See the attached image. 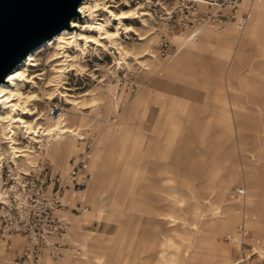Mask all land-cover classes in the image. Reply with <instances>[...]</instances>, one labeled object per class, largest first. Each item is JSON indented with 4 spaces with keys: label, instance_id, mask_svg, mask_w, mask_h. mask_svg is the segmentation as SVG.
<instances>
[{
    "label": "rangeland",
    "instance_id": "1",
    "mask_svg": "<svg viewBox=\"0 0 264 264\" xmlns=\"http://www.w3.org/2000/svg\"><path fill=\"white\" fill-rule=\"evenodd\" d=\"M183 1L187 0H97L101 4L100 7H110L109 9L114 13L130 10L134 15L124 22V25L134 28L133 33L119 32L122 47L127 55L110 48L107 41H101L99 42L101 47L91 43L82 53L73 50L74 48L68 50L65 54L68 55L67 59L71 57L76 59V62L69 63L70 66L57 67L58 62L51 60L61 51H58L56 44L43 48L47 43L35 52L34 59L38 67L28 69L29 79L34 76L35 79L25 84L16 79L20 92L24 96L33 97L27 108L33 115L21 116L24 121L31 123L40 118L37 123L44 127H50L62 121L63 119L59 121L48 119L46 113L50 104L53 103L64 107L67 110L64 117L72 115L76 122L80 116L85 119L97 117L96 119L103 125L106 120L111 122V124H106L105 129L113 128L119 131L126 123L131 131L145 132L140 141L136 140V137H128L129 148L123 155L121 149L125 141L122 136L106 140L101 144L102 164L100 168L94 166L92 169L91 160L96 153L99 140V132L93 128L94 120L86 126L79 127L80 131L87 129L93 134L85 135L84 140L77 141L75 137L73 141L75 150L68 156L66 165L62 168L55 167L53 158L45 156L48 144L46 138L41 139L43 143H35L25 139L23 130L14 129L17 133L15 141L19 144V151L22 152L16 155L26 157H23L22 164L18 159H13L14 154L8 149L10 144L6 146V140L3 141L1 137L0 147L6 153L1 155L0 161L10 159L13 162L16 161L19 166L21 165L20 167L28 161L38 162V166L40 163L46 165L48 173L57 175L65 174L70 159L74 158L73 155L77 152V154L82 153L80 143H84L87 166L84 174L89 177L86 184L97 179L95 191L99 199L93 202L94 205L89 204L90 183L80 195L84 208L79 201L80 193L77 191V198L74 199L72 205L74 208H66L57 212L69 224L70 245H76L84 252L83 260L77 264H100L96 261V257L102 258V264H142L144 260L153 256L152 243L156 241V237L160 238L154 221L169 222L168 226H170L172 225L170 220L174 219V224L186 229L195 224L200 227L205 221L217 217L214 213L215 208L221 210L232 204L237 217L233 229L231 232L220 233L216 236V243L229 250V263L233 261L234 252L230 245L223 241V238L234 233L242 221L246 219L250 234L260 236L259 229L254 234L251 226L257 224L259 222L257 220L264 219V19L258 35L247 39V45L243 49V52H250L254 55H242L235 69L229 74L211 75L207 63L196 61L194 70L187 68V71L175 70L156 76L146 75L147 71L144 70L143 65L146 60L151 59L147 53L149 49L156 50L160 35L168 32L171 41L174 34H180L184 30L190 31L189 26L186 25L188 26L186 27L183 23H193L198 17V15L191 14L193 9ZM250 2L251 0L248 4L241 3L239 13L251 7ZM253 3L250 14L255 12L264 0H254ZM183 6L189 9L184 8L182 15L180 8ZM163 7L171 11L173 15L172 20L167 24L168 27L169 25L172 27L167 31L166 22L162 20V14L166 12L162 9ZM197 10L213 12L214 8L210 9L201 5ZM96 14L97 16H85L84 22L104 20L106 30L114 33L117 24L102 11ZM179 18L183 19L180 23ZM74 22L81 23L75 19ZM142 24H146L147 27H142ZM224 27H213L216 30H211L219 33L236 31L234 28L222 31ZM74 29L72 31L74 39L78 40L80 33L85 31L77 27ZM152 32H154L153 35ZM86 35L98 40L96 33H86ZM145 37L144 41H139ZM80 45L84 49V43L81 42ZM171 45L173 48L171 55L165 58L156 57L151 59V63L161 68L173 66L171 59L175 45L172 42ZM223 48L232 53L237 49V43ZM134 49H139V52H135ZM120 62L123 64L118 65ZM251 68H253L252 73L249 72ZM57 70H61L62 73H55ZM115 72L116 77L113 76ZM130 82L137 85L133 92L129 89ZM105 84H110L111 87L114 85L116 92L126 97L122 105L114 99L111 88ZM141 93L144 94L143 101L147 105L146 111L144 112L142 107L127 111V108ZM92 95H95L94 97L101 95L104 105L98 102L95 108H90ZM5 106L6 104L0 105L1 115H4ZM246 108L251 111L245 110ZM166 115L169 117V133L165 136L162 132L164 138L160 140L157 138L158 142L153 143V149H151L147 142L149 136L154 134L153 128L156 124L158 130L167 128ZM217 116L222 123H213L206 131L199 127L197 131L201 133L200 137L199 132L191 128V125L205 121L212 123ZM226 123L230 136L225 132L227 128L223 126ZM185 129H188V132ZM134 141L135 145L141 146V151H130V146L134 144ZM44 143H47L45 147ZM38 146L44 151L38 149ZM91 150L89 163L87 157ZM230 150L231 152H228ZM221 154L223 155L220 157ZM226 162L228 163L226 171L229 167L234 168L240 175V181L228 185L220 184L221 177L225 174L222 164ZM2 167L3 179L9 169L16 172L13 163L4 162ZM90 173L92 179H90ZM1 182L3 183L4 180H0L2 191L4 186L1 187ZM6 188H9V184ZM51 188L50 186L48 189L51 190ZM236 188L245 191L242 199L236 200V197H232ZM126 192H130L133 196L130 200L131 205L124 208L115 207V211L111 212L110 198L118 200ZM69 195L68 191L63 192L64 199L70 198ZM149 196L157 197L152 201V206L155 202L157 203V212L147 207L151 204L146 200ZM75 203L78 204L74 206ZM99 211L101 213H98ZM252 217L255 219L252 220ZM10 238H22L23 242L15 247L10 239L9 248L3 244L5 253L0 255V264H14L15 255H18L25 245V238L22 236H11ZM93 242H97L96 248L91 247ZM174 242L180 246L173 245L165 258L159 260V264H171V262L177 264L185 244H182L177 237L174 238ZM83 243L89 245L88 249L82 246ZM195 248L201 251L208 250V246L204 244L195 245ZM45 258L48 259L43 264H75L76 262L73 261L70 253H66L60 257L64 259L44 257L35 264H41Z\"/></svg>",
    "mask_w": 264,
    "mask_h": 264
},
{
    "label": "built area",
    "instance_id": "2",
    "mask_svg": "<svg viewBox=\"0 0 264 264\" xmlns=\"http://www.w3.org/2000/svg\"><path fill=\"white\" fill-rule=\"evenodd\" d=\"M202 1L205 4H199L197 0L183 1L193 9L191 14L198 15L193 23H183L189 26L186 27L190 29L191 39L197 36L198 28L203 25L222 28L233 24L237 30H242L249 19L250 7L239 13V6L243 0ZM201 5L210 9L214 8V11L197 10ZM184 8L189 9L185 6L180 8L182 15ZM162 9L166 11L162 14V20L166 22L167 31L172 27L170 25L168 27L167 24L170 23L173 15L166 7ZM182 21L183 19L179 18L178 22ZM151 51L150 54H153V57L165 58L172 54L173 48L168 32L160 35L156 50L151 49ZM136 88L137 85L130 82V91L133 92ZM85 169V152L70 160V169L64 177L48 173L46 165L40 163L37 169L28 174L17 173L9 169L3 179V167H1L0 180H4L3 183L1 182V187L4 186V188L0 192V244L9 248L11 236L25 238V245L21 252L14 257V264H35L44 257L57 259L66 253H70L73 259L79 256V253L70 245L69 224L57 212L66 208H74L72 205L74 199L77 198V191L89 180V177L84 174ZM7 184H9L8 189ZM50 186L51 190L48 189ZM64 191L70 193V198L64 199ZM244 195L243 189H235L232 197L238 200ZM77 204L75 203L74 206ZM254 218L252 217V220ZM245 220L236 227L234 233L223 238V241L230 245L234 252L231 264H264V237L250 234L251 231L248 230Z\"/></svg>",
    "mask_w": 264,
    "mask_h": 264
},
{
    "label": "bare ground",
    "instance_id": "3",
    "mask_svg": "<svg viewBox=\"0 0 264 264\" xmlns=\"http://www.w3.org/2000/svg\"><path fill=\"white\" fill-rule=\"evenodd\" d=\"M197 1H199V4L200 3L205 4V3H203L202 0H197ZM244 2H245V0L242 1L243 4H244ZM100 5L101 4L98 3L97 0H83L78 7V12L81 15V18L75 19L81 23L76 24V22H74V20H72L68 29L62 30L60 33L55 35L53 38H51L50 40H48L44 44L38 46L35 50L31 51L29 53V55L22 62H20L17 66H15L14 69L8 74L6 81L0 84V105L6 104V106L4 107V109H5L4 115H1L2 113L0 114V140H1V137H3L2 138L3 141L8 140L7 143L5 141V145L8 143L10 144V148H8V149L11 150L10 152L12 154H14L13 159L14 160L18 159L19 163L23 164L22 160L26 157L21 156V155H16L18 153L19 154L22 153L21 151H19L20 150L19 144L15 141V135L17 133L15 132L14 129H16V128L23 130V134L25 135V139H29L30 141H34L35 143H43V141L41 139L46 138L48 144L47 143L43 144L44 147L47 144V147L45 149V156H49V157L53 158V160L55 161V167H60V168H62L63 166L66 165L68 156L71 153H73V151L75 150V146L73 144L75 137L78 141V140H84L85 135L93 134L92 132H89L87 129H84V131H80V128H79L80 126L81 127L86 126V125H88V123L91 120H94V123H93L94 127L93 128L99 132V140L98 141H100V139L102 138L103 135H104V137H106L108 135L107 132L110 133V131L113 129L112 128V129L103 130L102 128L104 127V125H103V123H101V121L96 119L97 117L85 119L83 116H80L79 119L77 120V122L75 120H73L74 116H72V115H70V116L68 115V116L64 117L67 114V110L64 107H62L58 104H53V103L50 104L46 115H47L48 119L51 121H59V120L63 119L62 121H60L56 124H52L50 127H44V126L39 125L37 122L40 118H37L34 122L32 121L31 123H29V121L28 122L24 121L21 118V116L27 117V116L33 115V113L29 109H27L29 102L33 100V97L28 96V95L24 96V94L21 93L20 90L18 89L17 82H16V79H18L20 82H23L25 84V83H31L30 80L35 79V76L32 77L31 79H29V75L27 74V72H28V69H34V68L38 67L36 60L34 59L35 52L40 47H42L43 45H45L47 43L48 44L43 46V48L56 44L58 51H61V53H57L53 57V59L51 60V61L58 62V64L56 65L57 67L70 66L69 63L76 62V59L71 58L70 56H69L70 58L67 59L68 55H65V54L67 53L68 50H71L72 48H74L73 50H76V51L82 53L84 50H86L87 45L91 44V43L93 45H96L97 47H101V44L99 43L101 41H107L110 44V48H112L114 50L115 49L119 50L120 51L119 53H123V55H127V52H125L124 48L122 47L119 32L123 31L125 33H133L134 28L132 26L124 25V22L131 19L130 17L133 14L131 13L130 10L127 12L114 13L109 9L110 7H104V6L100 7ZM99 11H102L103 13L108 15V18H111L112 19L111 21H113L114 23L117 24V26L115 27L114 33H110L106 30V28L103 24L104 20L102 21V20L97 19L92 23L84 22L86 20L85 16H89V15L90 16H97L96 13ZM141 26L147 27L146 24H142ZM76 27L81 28L83 31H85L83 33H80L78 40L74 39V36H73L74 34L72 33V31H74L75 30L74 28H76ZM204 28H210V30L211 29L216 30L215 28H213L209 25H203V26L198 28V33ZM230 28L236 29L235 26H225L222 31H227ZM244 28H245V26H244ZM243 29L241 31H243ZM236 31H239V30L236 29ZM86 33H89V34H95L96 33V35H98L97 36L98 40L93 39L91 36L86 35ZM198 33H197V36H198ZM151 34L153 35L154 32H152ZM196 37L194 39H191L190 38V32L187 30H184L180 34H174L171 38V42L175 45V51H174V55L172 57L174 58L176 56V54L181 49H183L185 46H188L189 43L195 42ZM154 38H155V36H154ZM145 39H146V37L140 39L139 41H144ZM81 42L84 43V49H82V47L80 45ZM155 42H156V38H155ZM140 49H142V48L140 47ZM138 50L134 49L135 52H139ZM150 53H152L151 49H149L147 55L149 58L155 59L156 57H153V54H150ZM173 58L171 59V61L174 64ZM151 59L146 60V63H144L145 65H143L145 67L144 70L147 71V73H145L146 75H150L149 71H151V67L153 65L151 63V61H152ZM122 64H123L122 62L118 63V65H122ZM120 69H123V68H120ZM127 70H129V72H132V70H130V69H127ZM55 73L60 74V73H62V71L57 70V72H55ZM113 76L116 77V72L113 73ZM105 85L108 88H111L110 90H111L112 96L115 97L114 99H117L119 105H122V101H123V99H126V97L123 96L121 93H117L114 85H113V87H111L110 84H105ZM11 86H13L14 88H12ZM94 96L95 95H92V98H90V100H92L90 108H95L96 103H98V102H101V104L104 105V102H103L104 99L101 97V95H99L97 97H94ZM75 104H78V103H75ZM109 104H110V102H109ZM30 105H32V104H30ZM51 110H52V112H51ZM92 110H94V109H92ZM115 115H116V113H115ZM116 117H117V115H116ZM107 121H108L107 124H111V122H109V120H107ZM96 138L98 139V136ZM114 138H115V136H114ZM83 144L84 143H80V150H83L82 152H85L83 149ZM6 146H8V145H6ZM39 146H40V144H39ZM39 146H38V149H41L44 151V149L39 148ZM3 150L0 147V157H1V155H4L6 153ZM92 150H91V152H89V155L87 157L89 159V161H88L89 163H90V159H91V155H92ZM77 153L74 154L73 156L76 157L78 155ZM101 158H102V154H99L96 158H95V155L93 156V159L91 160V169L94 166H96L97 168H100ZM4 162L13 163V165H15V169H16L17 173L21 172L24 174H28L29 170L31 172V170H35L38 167V162L37 163H31L28 161L24 165H22V167H20L21 165L19 166V164L16 161H15L16 162L15 163L9 159V161H7V160L0 161V169H1L2 164ZM86 168H87V166H86ZM69 169H70V161L68 163V169L65 172V174L60 175V176L61 177L66 176L68 174ZM88 171H89V167H88ZM89 175H90V179H92L91 173ZM94 183H96V180L91 183V186L89 187V191H91L92 187L94 186ZM89 184L88 183L85 184L79 190V193H80L79 194V201L82 203V208H84L83 207V199L80 197V195H81V192ZM236 189H239V188H236ZM84 211H87V210H84ZM252 230L254 231V234L257 232L256 228H253ZM10 239L12 240V244H13L19 238H15V239L10 238ZM20 239H22V238H20ZM71 245H72V248L79 253V256L76 259H74L73 261H76V262H74L75 264L80 263L84 258V252L80 247L73 245V244H71ZM1 253H5L3 244L1 245V248H0V255H1ZM64 258H67V257H64ZM64 258H59V259L61 260ZM46 259H48V258H45L41 262V264H43V262ZM95 259L97 262H99L98 258H95ZM188 260H189V256L183 257L182 261H177V264H184V262L187 263ZM172 264H175V262H173Z\"/></svg>",
    "mask_w": 264,
    "mask_h": 264
},
{
    "label": "crops",
    "instance_id": "4",
    "mask_svg": "<svg viewBox=\"0 0 264 264\" xmlns=\"http://www.w3.org/2000/svg\"><path fill=\"white\" fill-rule=\"evenodd\" d=\"M250 0H245L244 4H248ZM254 0L249 3L251 6V10L253 9V3ZM264 19V3H261L260 6L256 9L255 12L251 13L249 16V19L247 21V24L245 25V28L242 32H226V33H219L215 32L213 30H210V28H204L199 33L198 36L193 43H189L188 46H185L183 49H181L174 59V65L170 68H161L160 66L152 65L150 75L149 76H156L158 74H164L169 71H175V70H185L187 71V68L189 69H195V62L196 61H203L208 64V71L211 72V75H216L219 73H227L229 74L231 71H233L237 65V62L241 59L242 55H254L252 53L243 52L244 47L247 45V39L251 37H255L258 35V33L261 30V22ZM238 33V34H237ZM237 43V49L234 50V52L226 51L223 47ZM228 69V70H227ZM252 69L249 71L252 73ZM144 94L141 93L140 96L127 108V111L132 110L133 108L142 107L144 112L147 109V105L143 101ZM162 109V108H161ZM245 110L251 111V109L246 108ZM143 112V113H144ZM161 112V111H160ZM169 117L166 115V122H167V128L164 130H158L157 124L154 123V134L149 136L148 139V145L151 149H153L152 144L155 142H158L157 138L163 139L162 132L165 133V136L169 133ZM215 119V117L213 118ZM107 120L104 121V127L103 130L106 128ZM213 123H222V120L219 119V116H217L216 120H212L211 122H202L198 124L191 125V128L194 129L195 132L197 129L202 128L204 131L209 130ZM225 128V132L230 136L229 134V127L228 124L223 125ZM185 131L188 132V129ZM193 131V132H194ZM108 134V135H107ZM107 136L100 139V141L97 142L98 146L95 153V158L101 153H103V149L101 148V144H103L106 140L114 138L115 137H121L124 138L125 144L122 146L121 154L126 153V149L129 148L128 145V137L133 136L136 137V140L142 139L143 135H145L144 131H131L127 128L126 123L125 126L121 127L119 131H115L112 129L110 133L107 132ZM201 133L199 132V137ZM218 136L220 134H217ZM132 137V138H133ZM205 138V137H203ZM104 139V140H103ZM131 142V141H130ZM132 143L130 146V151H141V146L139 144L135 145ZM228 152H231L228 151ZM223 154L220 155V157ZM123 158V156H122ZM102 160V158H101ZM125 160V159H124ZM123 160V161H124ZM127 161V160H126ZM102 164V162H101ZM124 164V163H121ZM228 163H223V169L225 171V174L221 177L220 184L228 185L232 182H238L240 181V175L235 171L234 168L229 167L226 171V166ZM101 166V165H100ZM123 166V165H122ZM97 182V179H96ZM157 182V181H155ZM176 191V189H172ZM178 194V192H176ZM99 196L96 194L95 191V183L94 186L91 189V192L89 194V204H93L95 200H98ZM133 199V196L130 192H126L121 195L118 200L116 198H110L111 204H109V207L111 206V212L115 211V207H128V205H131L130 200ZM153 199V200H150ZM157 199V197L149 196V198H146V200L149 201L147 207L149 209H152V211L157 212V203L155 202L152 206V201ZM173 207H175V204H172ZM142 206V204H140ZM145 207V206H144ZM214 213L217 215L215 219L207 220L205 223L200 225L198 227V224L190 226V228L186 229L183 228L177 224H174V219H171L170 222L172 225L168 226L170 223H164L162 221H154V225L157 228V231L160 234V238L156 237L155 242L152 243V257H150L148 260H144L142 264H159L161 258H165L167 253H169V250L173 245H178V243L174 242V238L177 237L181 243L185 244V248L181 253V256L178 261H182L183 257L189 256V260L184 262V264H230L229 263V250L226 249L223 246H220L216 243V236L220 233H228L231 232L233 229V226L237 220V217L235 215V207L232 205H228L224 207L223 209L215 208ZM98 213H101L99 211ZM156 215V214H154ZM152 217V216H151ZM169 217V216H168ZM255 219V218H254ZM257 224H252L254 226H251L252 228L258 227L260 236H264V219L261 218L260 220H257ZM79 224V223H78ZM228 224V225H227ZM258 232V231H257ZM161 237L163 239H161ZM22 239H18L16 242L13 243L15 247H18L22 243ZM83 243L82 246L88 249L89 245ZM204 244L208 246V250L201 251L198 248H195V245ZM97 242L91 243L92 248L97 247ZM164 255V256H163ZM99 259L100 264H102V258L96 257ZM95 263V262H94ZM173 262H171L172 264ZM66 264V263H64ZM96 264V263H95Z\"/></svg>",
    "mask_w": 264,
    "mask_h": 264
},
{
    "label": "water",
    "instance_id": "5",
    "mask_svg": "<svg viewBox=\"0 0 264 264\" xmlns=\"http://www.w3.org/2000/svg\"><path fill=\"white\" fill-rule=\"evenodd\" d=\"M83 0H0V84L31 51L71 21Z\"/></svg>",
    "mask_w": 264,
    "mask_h": 264
}]
</instances>
